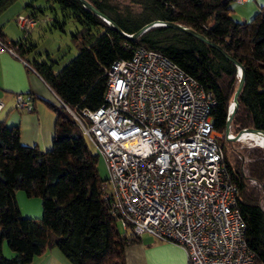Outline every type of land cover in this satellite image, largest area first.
Returning a JSON list of instances; mask_svg holds the SVG:
<instances>
[{
	"label": "trees",
	"instance_id": "trees-1",
	"mask_svg": "<svg viewBox=\"0 0 264 264\" xmlns=\"http://www.w3.org/2000/svg\"><path fill=\"white\" fill-rule=\"evenodd\" d=\"M15 0H0V13ZM56 3L64 16L79 27L71 34L77 53L61 69L52 63L25 60L34 50L26 35L0 39L24 59L56 97L74 110L95 109L103 101L106 70L116 59L129 58L138 47L153 49L169 58L193 77L216 100L211 111L231 182L238 190L237 206L245 223V238L264 264V156L261 147L252 149L250 161L241 164L228 153L232 143L224 135L232 96L238 82L236 66L218 50L166 26H154L135 39L116 32L79 0H46ZM124 32L162 20L199 32L236 59L245 70L231 132L254 127L264 130V3L250 19L230 15L235 0H130L134 7L122 8L113 0H88ZM33 18L52 5L34 6ZM61 26L64 22L53 19ZM55 127L49 149L24 145L18 125L0 120V264H27L47 248H58L72 264H126L124 250L141 241V235L118 227V216L109 211L103 198L97 168L98 154L92 152L81 130L61 105L51 106ZM246 169L247 174L244 170ZM257 184L250 185V180ZM16 190L41 199L39 218L23 217L15 199ZM6 242L14 253L3 255Z\"/></svg>",
	"mask_w": 264,
	"mask_h": 264
},
{
	"label": "built area",
	"instance_id": "built-area-1",
	"mask_svg": "<svg viewBox=\"0 0 264 264\" xmlns=\"http://www.w3.org/2000/svg\"><path fill=\"white\" fill-rule=\"evenodd\" d=\"M15 22L27 35L38 19L18 14ZM3 51L20 58L0 39ZM34 100L15 93L13 106L29 112ZM57 100L103 158L102 196L122 230L177 244L185 264H258L213 126L216 100L193 77L161 53L138 47L109 65L95 109L74 110ZM3 107L0 101V113Z\"/></svg>",
	"mask_w": 264,
	"mask_h": 264
},
{
	"label": "crops",
	"instance_id": "crops-1",
	"mask_svg": "<svg viewBox=\"0 0 264 264\" xmlns=\"http://www.w3.org/2000/svg\"><path fill=\"white\" fill-rule=\"evenodd\" d=\"M231 11L232 16H236L233 18L246 20V10L237 8ZM0 28L7 40H17L8 35L7 29L1 26ZM23 58L28 60L32 57L29 58L25 53ZM24 59L7 51L0 53V101L4 103L0 120L8 125H18L22 144L36 145L43 150L49 149L55 127V112L51 106H58V100L44 80L25 65ZM21 92L31 93L35 97L32 111H21L13 106V95ZM124 255L126 264H185L186 262L185 252L180 246L170 241L155 239L147 234L141 235L140 242L125 247ZM27 264L72 263L58 248L50 247Z\"/></svg>",
	"mask_w": 264,
	"mask_h": 264
},
{
	"label": "rangeland",
	"instance_id": "rangeland-1",
	"mask_svg": "<svg viewBox=\"0 0 264 264\" xmlns=\"http://www.w3.org/2000/svg\"><path fill=\"white\" fill-rule=\"evenodd\" d=\"M112 2L120 8L126 5L134 7L130 0H113ZM261 2L262 0H248L244 3L233 2L231 7L232 10L237 8L246 10L245 19L248 20L257 10H259V6L264 3V1ZM27 3H31L34 6H53L52 11L45 9L43 14H39L37 25L26 35L29 42H32L35 45L34 50L27 54V56L29 58L36 57L52 63L53 69L58 71L77 53L76 43L72 39L71 34L76 31L79 24L73 17L64 16L56 3H48L46 0H15L0 13V26L5 30H8L7 33H9L8 35H10L12 39L23 37V32L17 26L15 17L18 14H29L32 9L26 6ZM231 13L232 11L230 12V15L232 16ZM232 17L236 16L233 15ZM54 18L60 22H64V24L61 26L57 25V23H54ZM69 116L72 118L70 114ZM231 134L234 133L231 132ZM231 143L232 144L228 146V153L233 159L237 158L240 160L242 165L251 160L250 154L252 153V149L258 147L255 141L251 139L231 141ZM87 145L92 152H96L95 148L90 143L87 142ZM97 168L99 177L105 179L107 177V170L105 162L101 156H98ZM244 172L247 174L246 169ZM256 184L257 183L253 182L252 179L250 180V185L254 186ZM15 199L23 217H41L42 207L40 197H29L24 191L16 190ZM261 204L264 208V200L261 201ZM118 227L121 229L119 222ZM2 252L6 257H10L15 253L9 249L6 242H3Z\"/></svg>",
	"mask_w": 264,
	"mask_h": 264
},
{
	"label": "water",
	"instance_id": "water-1",
	"mask_svg": "<svg viewBox=\"0 0 264 264\" xmlns=\"http://www.w3.org/2000/svg\"><path fill=\"white\" fill-rule=\"evenodd\" d=\"M79 2L88 10H90L91 12L95 13L96 15H98L103 21H105L106 23H108L116 32L120 33L122 36L129 38V39H135L138 36H140L143 32H145L146 30H148L151 27L154 26H166L172 29H175L177 31H181L187 34H190L191 36L199 39L200 41L208 44L209 46L215 48L216 50H218L227 60H229L231 63H233L236 66V70H237V75H238V82H237V86L236 89L233 93L232 96V102H231V109L229 111V114L227 116L226 119V124H225V130H224V135L225 138L229 141H237L240 139V137L247 132H259L260 134H262L263 139H264V130L260 129V128H254V127H247V128H242L240 129L238 132H236L235 134H231L230 132V128H231V120L232 117L235 113V111L237 110L238 107V95L241 92L242 86H243V82H244V77H245V70L243 68V66L236 60L234 59L231 55H229L225 50H223L219 45L213 43L210 39H208L206 36H204L203 34L196 32L188 27H185L181 24L178 23H174V22H170V21H162V20H153L150 21L144 25H142L139 29H137L135 32L128 34L124 31H122L116 23H114L113 21H111L104 13H102L101 11H99L93 4H91L88 0H79ZM262 151H263V156H264V141L263 144L261 146Z\"/></svg>",
	"mask_w": 264,
	"mask_h": 264
},
{
	"label": "bare ground",
	"instance_id": "bare-ground-1",
	"mask_svg": "<svg viewBox=\"0 0 264 264\" xmlns=\"http://www.w3.org/2000/svg\"><path fill=\"white\" fill-rule=\"evenodd\" d=\"M243 139H251L254 140L255 143L257 144V146H261L263 144V136L262 134H260L259 132H247L244 133L239 140H243Z\"/></svg>",
	"mask_w": 264,
	"mask_h": 264
}]
</instances>
